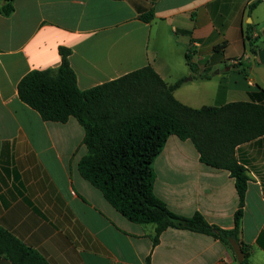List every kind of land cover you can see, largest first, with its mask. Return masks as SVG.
I'll return each mask as SVG.
<instances>
[{"label": "crops", "instance_id": "crops-1", "mask_svg": "<svg viewBox=\"0 0 264 264\" xmlns=\"http://www.w3.org/2000/svg\"><path fill=\"white\" fill-rule=\"evenodd\" d=\"M14 8L0 11V227L49 264H237L206 234L169 228L154 245V225L129 221L81 176L79 122H45L17 86L32 70L58 68L64 47L83 91L151 66L168 85L184 81L174 95L191 108L264 104L253 71L264 67V0H15ZM235 155L249 176L238 237L250 264H264V136ZM153 167L154 193L172 212L234 230L235 179L203 164L190 140L171 136Z\"/></svg>", "mask_w": 264, "mask_h": 264}, {"label": "trees", "instance_id": "trees-1", "mask_svg": "<svg viewBox=\"0 0 264 264\" xmlns=\"http://www.w3.org/2000/svg\"><path fill=\"white\" fill-rule=\"evenodd\" d=\"M14 2L4 0L1 13L10 16L15 10ZM153 18V11L141 16L145 22ZM246 41L254 53V40L247 35ZM59 53L58 68L30 71L20 80L17 90L20 100L45 122L66 123L73 117L83 127L87 154L79 163L81 176L129 221L154 225V245L165 230L175 228L212 236L234 254L229 243L233 238L245 254L237 264H250V248L238 237L249 176L235 151L264 136V104L233 102L191 108L174 95L184 81L168 85L151 66L83 91L70 65L71 50L60 47ZM191 59L187 52V64L196 72ZM171 136L190 140L203 164L229 171L235 179L239 205L234 230L208 223L201 213L192 217L178 215L155 195L153 165ZM0 258L8 264H49L1 227Z\"/></svg>", "mask_w": 264, "mask_h": 264}, {"label": "water", "instance_id": "water-1", "mask_svg": "<svg viewBox=\"0 0 264 264\" xmlns=\"http://www.w3.org/2000/svg\"><path fill=\"white\" fill-rule=\"evenodd\" d=\"M253 71L264 80V67L256 66L253 68ZM229 243L232 247L234 255L239 263H241L245 259V254L242 250V247L239 243H237L233 238L229 239Z\"/></svg>", "mask_w": 264, "mask_h": 264}, {"label": "built area", "instance_id": "built-area-1", "mask_svg": "<svg viewBox=\"0 0 264 264\" xmlns=\"http://www.w3.org/2000/svg\"><path fill=\"white\" fill-rule=\"evenodd\" d=\"M232 64H233V65H236V64H238V60H233V61H232ZM247 81H249V82H250V79H247Z\"/></svg>", "mask_w": 264, "mask_h": 264}]
</instances>
